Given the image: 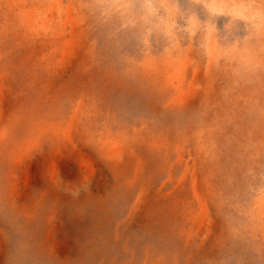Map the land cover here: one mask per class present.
<instances>
[{"label":"rangeland","instance_id":"rangeland-1","mask_svg":"<svg viewBox=\"0 0 264 264\" xmlns=\"http://www.w3.org/2000/svg\"><path fill=\"white\" fill-rule=\"evenodd\" d=\"M188 1L0 0V264H264V13Z\"/></svg>","mask_w":264,"mask_h":264},{"label":"bare ground","instance_id":"bare-ground-1","mask_svg":"<svg viewBox=\"0 0 264 264\" xmlns=\"http://www.w3.org/2000/svg\"><path fill=\"white\" fill-rule=\"evenodd\" d=\"M178 1L179 0H177V2ZM177 2H176V4H177ZM188 2L189 3L187 5H189V6H185L182 9L186 10L188 12V15H191L189 17L193 18L194 20L198 19V10H199L198 8L200 7L202 9V6H204V7L206 6V12L209 14V15L207 14L208 20H211L210 18H216L218 16L221 17L222 15H226V12H228V14L232 15L233 17L236 16L235 19L237 21H239V18L241 16L246 18L249 15V11L251 9H252V12L254 14H257L258 16H260L264 13V4H263L264 2L263 3L262 2H255V4L257 6L260 5L262 7L254 6L253 5L254 2L251 3V1H249V0H189ZM196 6H198V8ZM251 18H252V20H255L254 19L255 17L253 14H252ZM260 18L264 19L263 16H261ZM190 21L192 22L193 20L190 19ZM248 22H250V21L248 20ZM235 24H236V22H235ZM212 39L214 40L215 43L218 42L217 39H215L214 37ZM263 45H264V43H263Z\"/></svg>","mask_w":264,"mask_h":264}]
</instances>
